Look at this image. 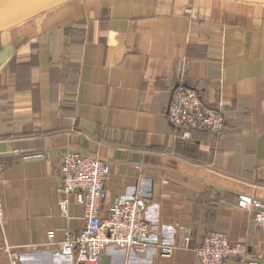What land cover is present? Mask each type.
<instances>
[{"label":"crops","instance_id":"1","mask_svg":"<svg viewBox=\"0 0 264 264\" xmlns=\"http://www.w3.org/2000/svg\"><path fill=\"white\" fill-rule=\"evenodd\" d=\"M179 83L222 109L221 134L183 138L168 123ZM67 150L109 166L101 215L118 199L147 203L146 252L108 246L102 264H200L192 249L212 230L264 264V232L237 207L264 205V6L68 0L0 31V264L4 245L20 264H74L59 251L84 226L76 192L56 191Z\"/></svg>","mask_w":264,"mask_h":264},{"label":"built area","instance_id":"2","mask_svg":"<svg viewBox=\"0 0 264 264\" xmlns=\"http://www.w3.org/2000/svg\"><path fill=\"white\" fill-rule=\"evenodd\" d=\"M168 123L182 132L183 138H189L194 131H205L219 135L225 130V116L222 109L207 105L201 93L193 87L175 84L165 110ZM138 168V166H136ZM59 194L76 192L75 200L82 207L84 226L78 232L65 230L59 251L73 256L74 264H100L106 247L131 248L139 254L147 250L145 238L150 226L145 216L146 201L141 197L118 199L112 202L105 215H101V206L106 199L105 180L109 173L107 163L95 156L67 150L63 152L59 166ZM63 213H67V200L59 201ZM237 207L250 211L252 222L264 232V205L250 196H241ZM4 220V211L0 196V224ZM53 231L47 232V238H53ZM188 241L187 237L183 240ZM172 248L164 247L160 256H168ZM193 255L200 264H224L229 258H237L243 264H256L248 256L244 243L231 241L222 231L207 232L201 242L193 249ZM6 264H20L19 257L10 247L4 245Z\"/></svg>","mask_w":264,"mask_h":264},{"label":"water","instance_id":"3","mask_svg":"<svg viewBox=\"0 0 264 264\" xmlns=\"http://www.w3.org/2000/svg\"><path fill=\"white\" fill-rule=\"evenodd\" d=\"M68 0H0V31L15 26ZM264 6V0H231ZM102 264V260L100 262Z\"/></svg>","mask_w":264,"mask_h":264}]
</instances>
